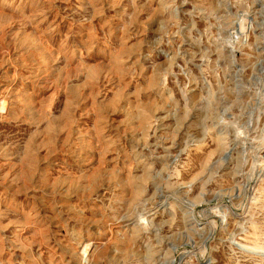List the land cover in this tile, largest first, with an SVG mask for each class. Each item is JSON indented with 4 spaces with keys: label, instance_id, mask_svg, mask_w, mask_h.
<instances>
[{
    "label": "rangeland",
    "instance_id": "rangeland-1",
    "mask_svg": "<svg viewBox=\"0 0 264 264\" xmlns=\"http://www.w3.org/2000/svg\"><path fill=\"white\" fill-rule=\"evenodd\" d=\"M91 263L264 264V0H0V264Z\"/></svg>",
    "mask_w": 264,
    "mask_h": 264
},
{
    "label": "bare ground",
    "instance_id": "bare-ground-1",
    "mask_svg": "<svg viewBox=\"0 0 264 264\" xmlns=\"http://www.w3.org/2000/svg\"><path fill=\"white\" fill-rule=\"evenodd\" d=\"M2 108V107H1ZM4 109V108H3ZM2 110V109H1ZM140 203V202H139ZM132 209V208H131ZM139 215V214H138ZM127 216V215H126ZM136 220V219H135ZM114 225V224H113ZM118 227H120L119 225L118 226H116L115 228H110L109 229V231H108V234H109V236H114V234H115V232H114V229H116V228H118ZM103 244V243H102ZM88 244H86V246H84L85 248H84V252L83 253H86L87 252V248H88ZM92 246V245H91ZM101 245L98 243V245L96 244V246H94V249H93V251H92V254H91V257L93 258L94 257V259H96L97 258V252H98V250L99 249H101V247H103V245L100 247ZM253 251H255L256 253H261V251L263 250V248L262 247H259V246H256V247H254L253 249H252ZM92 264V263H91Z\"/></svg>",
    "mask_w": 264,
    "mask_h": 264
}]
</instances>
